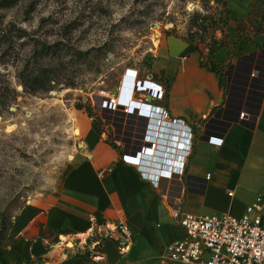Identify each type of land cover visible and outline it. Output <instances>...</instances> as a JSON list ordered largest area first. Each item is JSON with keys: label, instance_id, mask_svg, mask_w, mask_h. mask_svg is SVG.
<instances>
[{"label": "crops", "instance_id": "1", "mask_svg": "<svg viewBox=\"0 0 264 264\" xmlns=\"http://www.w3.org/2000/svg\"><path fill=\"white\" fill-rule=\"evenodd\" d=\"M226 1L232 23L253 18L257 0ZM252 39L244 52L232 55L231 45L205 64L190 41L164 37L150 75L159 77L160 83H153L160 91H148L158 96L154 105L167 116L151 127L150 107L141 111L134 105L121 118L109 103L104 119L113 128L114 142L84 124L75 163L57 189L18 214L0 243V264H76L86 254L92 264H161L167 246L184 235L164 191H177L182 212L194 217H240L264 197V32ZM125 90L113 99L115 105L128 103ZM186 127L192 135L188 154L182 147ZM146 130L153 141H147ZM148 143L156 145L145 158L149 174L169 172L162 186L138 171L139 153ZM176 170L181 178L169 176ZM119 221L133 233L126 255L118 249L117 233L107 237L106 225Z\"/></svg>", "mask_w": 264, "mask_h": 264}, {"label": "rangeland", "instance_id": "2", "mask_svg": "<svg viewBox=\"0 0 264 264\" xmlns=\"http://www.w3.org/2000/svg\"><path fill=\"white\" fill-rule=\"evenodd\" d=\"M223 4L0 0V243L25 206L63 183L81 149L75 129L102 123L103 135L115 141L103 118L121 88L131 107L145 111L157 104L148 100L150 83H160L156 75L149 80L160 46L155 41H190L205 64L214 62L217 45H233L234 56L244 52L256 32L249 21L232 23ZM253 18L259 19L255 31L262 29V16ZM202 21L213 28L203 32Z\"/></svg>", "mask_w": 264, "mask_h": 264}, {"label": "built area", "instance_id": "3", "mask_svg": "<svg viewBox=\"0 0 264 264\" xmlns=\"http://www.w3.org/2000/svg\"><path fill=\"white\" fill-rule=\"evenodd\" d=\"M150 78L153 77L151 76ZM150 84L154 85L153 87H157L158 92L160 91V88L156 84L153 82ZM148 96L151 97L152 101L158 100L156 94L150 95L148 93ZM162 96L163 92L159 99ZM110 104L114 107L117 114H125L127 117L129 110L131 113L132 107L129 109V106H131L129 104H122L121 102L115 105L113 99L110 100ZM119 105H125L126 109H118ZM159 111H162V113ZM166 116V112L162 108L151 105L148 126L151 123L152 127L154 121ZM103 121L106 122L104 118ZM146 133L151 136L150 139L146 138L147 141H153V135L147 130ZM147 134H145V137H147ZM185 136L186 138L183 140L182 147L184 148L183 153L188 154L191 149L192 137L189 129L185 133ZM155 148L156 145H153L151 149L147 148V150L144 149V151L139 153L138 171L144 179L151 180L153 185L158 187L162 186L161 180L168 176L169 172L163 171L161 172L163 175L158 176L149 174L148 168L145 165V158L154 153L152 151ZM177 172L178 170L175 172L176 175L169 176H179L181 178L183 175ZM204 181H210V176L205 178ZM170 192L168 194L164 191V195L167 197L171 208L172 218L179 223L184 235L181 239L167 246L165 255L161 259V264H264L263 196L258 197L257 202L248 207L240 217L229 213L194 217L185 215L182 212L180 205L176 202L177 198L180 197L177 191ZM106 228L108 230V238H113V233L119 235L118 249L120 253L122 255L129 253L132 246L133 233L128 223L119 221L113 225H106Z\"/></svg>", "mask_w": 264, "mask_h": 264}, {"label": "trees", "instance_id": "4", "mask_svg": "<svg viewBox=\"0 0 264 264\" xmlns=\"http://www.w3.org/2000/svg\"><path fill=\"white\" fill-rule=\"evenodd\" d=\"M15 1H16V0H14V2H15ZM223 1H224L223 6H224L225 8H227V7H228V3H227V1H226V0H223ZM253 13H254V14L261 15L262 18H263V24H264V0H257V1H256V5H255V7H254V12H253ZM227 17H230V11H229V10L227 11ZM205 21H206V20H205ZM205 21H202V23L199 24L198 27H199L200 29H202L203 32L207 33L208 30H209V26H210V25L206 26V25H205ZM227 21H228V19H227ZM248 21H249V24H248V25H252L253 27H254L255 24H257V20L253 19L252 17H250V19H249ZM240 22H241V25L244 23V21H240ZM225 25H228V23L226 22ZM252 26H251V27H252ZM210 28H213V26H210ZM237 32H238L239 36L242 34V28H241V26L238 27ZM263 32H264V27H263L262 29L256 31V34H262ZM217 46H218V45H217ZM217 46L213 49L214 52H216V51L220 50L221 48L225 47L224 44L219 45L218 47H217ZM217 48H218V49H217ZM43 50L45 51V49H43ZM204 66H205V65H204ZM224 81H225V78H224V76L222 75V77H221V83H222V86L224 85ZM99 124H100L101 128H100V127H97V126H94V131H95L97 134H99V135H103L104 130L102 129V123H99ZM109 141H110V140H109ZM112 144H113V143H112ZM88 257H90L89 254L84 255V256L82 257V260L78 261L76 264H86L87 261H88ZM74 263H75V262H70L69 264H74Z\"/></svg>", "mask_w": 264, "mask_h": 264}, {"label": "water", "instance_id": "5", "mask_svg": "<svg viewBox=\"0 0 264 264\" xmlns=\"http://www.w3.org/2000/svg\"><path fill=\"white\" fill-rule=\"evenodd\" d=\"M114 93H115V94L118 93V89H115V90H114ZM148 100H149V101L152 100L150 96L148 97ZM118 109L125 110L126 107H125V105H119V106H118ZM159 112L162 113V111H159ZM118 115H119L121 118H125V117H126L125 114H120V113H118ZM177 122H178L179 124H181V125L183 124V121H180V120H179V121H177ZM186 131H188V128H187V127H186ZM151 146H152V145H151L150 143L147 144V147L151 148Z\"/></svg>", "mask_w": 264, "mask_h": 264}, {"label": "bare ground", "instance_id": "6", "mask_svg": "<svg viewBox=\"0 0 264 264\" xmlns=\"http://www.w3.org/2000/svg\"><path fill=\"white\" fill-rule=\"evenodd\" d=\"M159 43H160V42L155 41V45H156V46H159ZM157 48H159V47H157ZM13 129H15V127H11V128H10V130H13ZM80 134H81L80 129H75V135H76V136H79ZM66 240H67V238L64 237V238H63V241H66Z\"/></svg>", "mask_w": 264, "mask_h": 264}]
</instances>
